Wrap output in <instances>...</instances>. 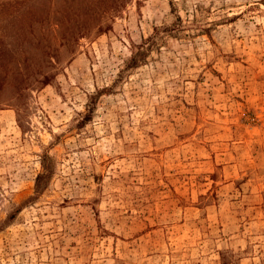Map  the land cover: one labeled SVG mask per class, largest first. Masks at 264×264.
<instances>
[{"label":"rangeland","instance_id":"obj_1","mask_svg":"<svg viewBox=\"0 0 264 264\" xmlns=\"http://www.w3.org/2000/svg\"><path fill=\"white\" fill-rule=\"evenodd\" d=\"M0 264H264V0H0Z\"/></svg>","mask_w":264,"mask_h":264},{"label":"trees","instance_id":"obj_2","mask_svg":"<svg viewBox=\"0 0 264 264\" xmlns=\"http://www.w3.org/2000/svg\"><path fill=\"white\" fill-rule=\"evenodd\" d=\"M48 173V171L47 170H45V171H43L42 173H40L39 175H38V180L40 179V178H44L45 177V175Z\"/></svg>","mask_w":264,"mask_h":264}]
</instances>
